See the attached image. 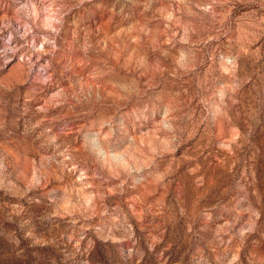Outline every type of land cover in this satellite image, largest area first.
<instances>
[{
  "label": "rangeland",
  "instance_id": "374dc122",
  "mask_svg": "<svg viewBox=\"0 0 264 264\" xmlns=\"http://www.w3.org/2000/svg\"><path fill=\"white\" fill-rule=\"evenodd\" d=\"M0 264H264V0H0Z\"/></svg>",
  "mask_w": 264,
  "mask_h": 264
}]
</instances>
